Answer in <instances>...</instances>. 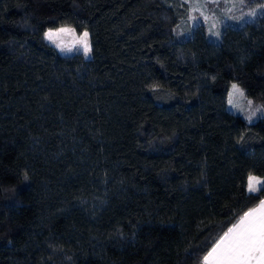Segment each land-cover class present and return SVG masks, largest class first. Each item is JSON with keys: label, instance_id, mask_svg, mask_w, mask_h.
<instances>
[{"label": "trees", "instance_id": "trees-1", "mask_svg": "<svg viewBox=\"0 0 264 264\" xmlns=\"http://www.w3.org/2000/svg\"><path fill=\"white\" fill-rule=\"evenodd\" d=\"M226 1L256 15L190 19ZM261 5L0 0V264H202L264 198V116L226 109L231 84L264 108Z\"/></svg>", "mask_w": 264, "mask_h": 264}, {"label": "snow or ice", "instance_id": "snow-or-ice-1", "mask_svg": "<svg viewBox=\"0 0 264 264\" xmlns=\"http://www.w3.org/2000/svg\"><path fill=\"white\" fill-rule=\"evenodd\" d=\"M219 2V0H216ZM264 8V5H261ZM252 15H256L254 11ZM75 32V29L68 27H60L55 31L48 29L44 33V39L56 44V47L61 52L67 50L72 52L73 48H67L56 43L55 37L60 33ZM75 47V51H83L85 57L92 51L89 43V33L83 32L80 34ZM233 88L238 91L236 85ZM260 112L264 116V108H257L248 117L249 122L252 121V116ZM247 190L250 194L264 192V180L249 175ZM257 213H259L257 215ZM203 264H264V200H260L259 208L252 209L246 212L238 223L233 224L232 227L224 233V235L217 241L212 248L203 257Z\"/></svg>", "mask_w": 264, "mask_h": 264}, {"label": "rangeland", "instance_id": "rangeland-1", "mask_svg": "<svg viewBox=\"0 0 264 264\" xmlns=\"http://www.w3.org/2000/svg\"><path fill=\"white\" fill-rule=\"evenodd\" d=\"M219 10L220 11L215 14L214 12H212L209 9L206 11L201 6H195V8L191 10L190 19L200 21V22H204L205 24L210 23V27L212 29H214V28L219 27L223 22H226L231 18L237 17V16H233V13L236 12V6H235V3L233 1H230V2L226 1L225 3L220 5ZM224 11H225V19H223V20L218 19L217 15L222 14V12H224ZM244 12H245L244 14L240 13L238 15L237 20H239V17L241 19H248V20L253 18V15L250 12H248V11H244ZM210 14L214 15V19L209 16ZM247 15H249V16H247ZM243 16H247V17L244 18ZM63 27H67V26H63ZM68 28L72 29L71 27H68ZM53 30L55 31L56 29H53ZM81 33H83V32H81ZM81 33H77L76 31L73 33L71 31H69L67 33H60L57 37H55L56 43L61 44V46L64 47L65 49L73 48L72 52H68L67 50L61 52L60 49L56 47V44H54L50 41H47L45 39L44 40L48 44H50L52 47H54L58 51V53L61 55H64V56L80 55L84 59H90L91 52L88 54V57L86 58L85 55L83 54L82 50L80 52L75 51V47H79V45L76 44V41L78 40ZM43 38H44V35H43ZM89 43H90V41H89ZM74 45H75V47H74ZM233 85L237 86L238 91L233 88ZM257 108L253 107L251 102L245 98L242 90L240 89V87L237 84H231L230 85L229 91L227 94V102H226V109L229 112H232L234 114H238V115L242 116L244 119H246L247 121H249L248 117ZM260 114H261L260 112H256V114L254 116H252V121L255 120Z\"/></svg>", "mask_w": 264, "mask_h": 264}, {"label": "crops", "instance_id": "crops-1", "mask_svg": "<svg viewBox=\"0 0 264 264\" xmlns=\"http://www.w3.org/2000/svg\"><path fill=\"white\" fill-rule=\"evenodd\" d=\"M247 183H248V181H247ZM262 200H264V198L262 199ZM259 204H260V202L258 203V205L256 206V207H254L253 209H258L259 208ZM252 210V209H251ZM250 211V210H249ZM249 211H247V212H249ZM259 213H257V215H258ZM240 220V219H239ZM239 220L236 222V223H238L239 222ZM235 223V224H236ZM224 235V234H223ZM220 240V239H219ZM218 240V241H219ZM202 264H203V261H202Z\"/></svg>", "mask_w": 264, "mask_h": 264}]
</instances>
